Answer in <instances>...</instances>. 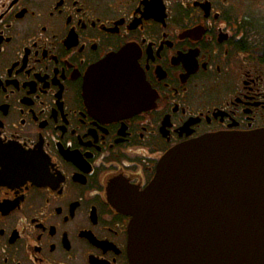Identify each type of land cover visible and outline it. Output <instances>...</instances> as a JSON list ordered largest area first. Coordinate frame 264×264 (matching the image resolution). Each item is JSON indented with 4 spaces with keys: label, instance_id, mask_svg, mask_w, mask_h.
I'll use <instances>...</instances> for the list:
<instances>
[{
    "label": "flooded vegetation",
    "instance_id": "af4514ba",
    "mask_svg": "<svg viewBox=\"0 0 264 264\" xmlns=\"http://www.w3.org/2000/svg\"><path fill=\"white\" fill-rule=\"evenodd\" d=\"M126 49L149 101L114 83ZM262 128L264 2L0 0V138L48 171L0 179V264H131L122 202L160 158Z\"/></svg>",
    "mask_w": 264,
    "mask_h": 264
},
{
    "label": "water",
    "instance_id": "95a60500",
    "mask_svg": "<svg viewBox=\"0 0 264 264\" xmlns=\"http://www.w3.org/2000/svg\"><path fill=\"white\" fill-rule=\"evenodd\" d=\"M145 189L121 207L131 264H264V128L170 149Z\"/></svg>",
    "mask_w": 264,
    "mask_h": 264
},
{
    "label": "snow or ice",
    "instance_id": "6c2138e0",
    "mask_svg": "<svg viewBox=\"0 0 264 264\" xmlns=\"http://www.w3.org/2000/svg\"><path fill=\"white\" fill-rule=\"evenodd\" d=\"M148 5L149 10L157 0H153V4H149L148 0H144ZM123 57V64L132 70V78L125 79L121 74H117L114 78V83L129 87L133 90L142 92V98L145 101L150 100V95L147 90V85L140 88V85L135 81V72L139 68L138 58L141 53L139 50L129 52L127 49L120 54ZM142 75V73H141ZM25 141L19 143H5L3 138H0V179L15 177L16 183H24L25 181H39L48 177L47 158L43 157L39 150H26L23 145ZM8 184L14 187L12 182L0 183V185ZM146 189H141L138 186L131 189L136 194H143Z\"/></svg>",
    "mask_w": 264,
    "mask_h": 264
},
{
    "label": "rangeland",
    "instance_id": "374dc122",
    "mask_svg": "<svg viewBox=\"0 0 264 264\" xmlns=\"http://www.w3.org/2000/svg\"><path fill=\"white\" fill-rule=\"evenodd\" d=\"M256 2H259V5H262V2H264V0H255ZM251 7H254V5H251ZM255 13V12H254ZM255 16H259L256 14H254Z\"/></svg>",
    "mask_w": 264,
    "mask_h": 264
}]
</instances>
